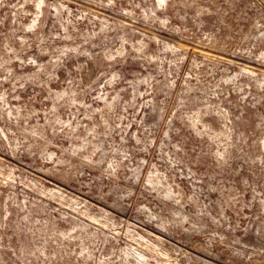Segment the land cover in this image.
Listing matches in <instances>:
<instances>
[{"label": "rangeland", "instance_id": "obj_1", "mask_svg": "<svg viewBox=\"0 0 264 264\" xmlns=\"http://www.w3.org/2000/svg\"><path fill=\"white\" fill-rule=\"evenodd\" d=\"M0 264H264V0H0Z\"/></svg>", "mask_w": 264, "mask_h": 264}]
</instances>
